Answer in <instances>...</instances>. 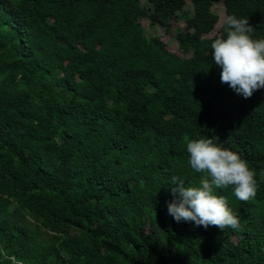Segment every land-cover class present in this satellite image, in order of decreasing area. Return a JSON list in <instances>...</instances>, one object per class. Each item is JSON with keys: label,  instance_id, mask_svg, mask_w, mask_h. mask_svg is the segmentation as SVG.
Here are the masks:
<instances>
[{"label": "trees", "instance_id": "16d2710c", "mask_svg": "<svg viewBox=\"0 0 264 264\" xmlns=\"http://www.w3.org/2000/svg\"><path fill=\"white\" fill-rule=\"evenodd\" d=\"M217 3L264 38V0H0V264H264V88L221 84ZM209 136L256 173L215 189L238 228L168 214Z\"/></svg>", "mask_w": 264, "mask_h": 264}, {"label": "clouds", "instance_id": "9594fccd", "mask_svg": "<svg viewBox=\"0 0 264 264\" xmlns=\"http://www.w3.org/2000/svg\"><path fill=\"white\" fill-rule=\"evenodd\" d=\"M226 38H215L211 44L214 65L219 68L221 84H227L238 96L251 98L264 88V38H254V27L246 18L226 15L222 20ZM189 165L201 173L199 186H186L173 176L171 191L175 200L168 202V214L176 222H194L205 228H238L240 221L227 199L215 189L233 188L235 197L243 202L255 198L258 190L256 173L248 161L212 137L187 142Z\"/></svg>", "mask_w": 264, "mask_h": 264}, {"label": "rangeland", "instance_id": "374dc122", "mask_svg": "<svg viewBox=\"0 0 264 264\" xmlns=\"http://www.w3.org/2000/svg\"><path fill=\"white\" fill-rule=\"evenodd\" d=\"M189 7V5H188ZM214 10L218 13L219 15V20L217 22V24L215 25L214 29L212 30V32L210 33V36L213 35L214 33H217L218 32V29L222 23V20L223 18L225 17V13H224V6L222 3H217L215 6H214ZM142 23L144 24V27L148 30V33L149 34H156V35H160L161 38L167 42L168 44V47L177 52L178 54H181L182 55V51L179 49L178 47V42L177 40L175 39L174 35L173 34H170L169 32H167V30L165 31L164 27L160 26H154L153 28H150L147 24V21L146 20H142ZM179 26L180 27H184L185 25V22L184 20H180L179 22ZM177 26V24H176Z\"/></svg>", "mask_w": 264, "mask_h": 264}]
</instances>
